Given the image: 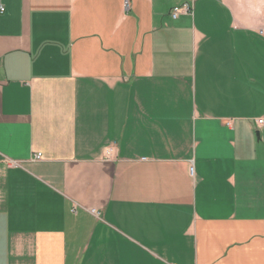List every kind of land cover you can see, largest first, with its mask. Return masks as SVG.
I'll list each match as a JSON object with an SVG mask.
<instances>
[{"label": "crops", "instance_id": "1", "mask_svg": "<svg viewBox=\"0 0 264 264\" xmlns=\"http://www.w3.org/2000/svg\"><path fill=\"white\" fill-rule=\"evenodd\" d=\"M261 118L264 0H0V264H264Z\"/></svg>", "mask_w": 264, "mask_h": 264}, {"label": "built area", "instance_id": "2", "mask_svg": "<svg viewBox=\"0 0 264 264\" xmlns=\"http://www.w3.org/2000/svg\"><path fill=\"white\" fill-rule=\"evenodd\" d=\"M125 7L129 8L130 7V0H125ZM190 12V6L188 4H185L182 7H175L173 8L171 12V16L175 19H177L181 13H189ZM259 127L264 129V118L258 119L256 121ZM43 155L41 153L35 155L34 159L35 160H41Z\"/></svg>", "mask_w": 264, "mask_h": 264}]
</instances>
